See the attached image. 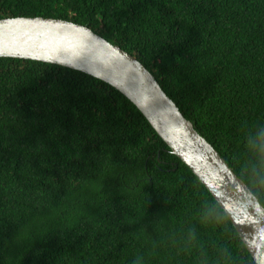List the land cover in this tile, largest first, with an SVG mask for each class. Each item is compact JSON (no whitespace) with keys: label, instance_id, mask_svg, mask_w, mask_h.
<instances>
[{"label":"trees","instance_id":"obj_1","mask_svg":"<svg viewBox=\"0 0 264 264\" xmlns=\"http://www.w3.org/2000/svg\"><path fill=\"white\" fill-rule=\"evenodd\" d=\"M136 57L264 206V0H1ZM0 264H256L138 108L86 73L0 59Z\"/></svg>","mask_w":264,"mask_h":264},{"label":"water","instance_id":"obj_2","mask_svg":"<svg viewBox=\"0 0 264 264\" xmlns=\"http://www.w3.org/2000/svg\"><path fill=\"white\" fill-rule=\"evenodd\" d=\"M2 58L83 72L123 94L212 194L255 263L264 264V206L136 57L85 26L57 19L13 18L0 20Z\"/></svg>","mask_w":264,"mask_h":264}]
</instances>
